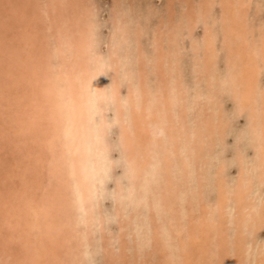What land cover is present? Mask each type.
<instances>
[{"label": "bare ground", "instance_id": "1", "mask_svg": "<svg viewBox=\"0 0 264 264\" xmlns=\"http://www.w3.org/2000/svg\"><path fill=\"white\" fill-rule=\"evenodd\" d=\"M110 7L0 0V264H264V0Z\"/></svg>", "mask_w": 264, "mask_h": 264}, {"label": "rangeland", "instance_id": "2", "mask_svg": "<svg viewBox=\"0 0 264 264\" xmlns=\"http://www.w3.org/2000/svg\"><path fill=\"white\" fill-rule=\"evenodd\" d=\"M98 1L102 4V14L104 13L103 16H107L110 13L111 0H98ZM156 1H158L160 5L164 3V0H155V2ZM105 29H107V27H105Z\"/></svg>", "mask_w": 264, "mask_h": 264}]
</instances>
